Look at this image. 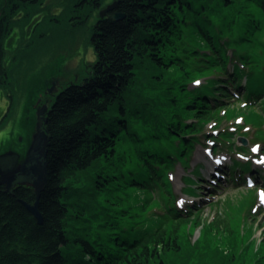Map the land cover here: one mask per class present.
Wrapping results in <instances>:
<instances>
[{
	"label": "trees",
	"instance_id": "16d2710c",
	"mask_svg": "<svg viewBox=\"0 0 264 264\" xmlns=\"http://www.w3.org/2000/svg\"><path fill=\"white\" fill-rule=\"evenodd\" d=\"M37 1L0 0V42L13 11ZM103 1L77 0L70 18ZM112 1L91 28L87 76L65 85L46 114L41 223L21 202H34L31 188L0 187V264H163L180 227L197 223L177 205L169 173L188 168L207 140L213 153L247 151L220 127L235 103L264 122V0ZM183 183L184 192L213 190L200 164Z\"/></svg>",
	"mask_w": 264,
	"mask_h": 264
},
{
	"label": "rangeland",
	"instance_id": "374dc122",
	"mask_svg": "<svg viewBox=\"0 0 264 264\" xmlns=\"http://www.w3.org/2000/svg\"><path fill=\"white\" fill-rule=\"evenodd\" d=\"M38 1L18 13L13 11L3 24L5 36L0 42V151L7 153L6 146L13 144L17 165L26 158L34 137L45 133L40 112L52 105L54 95L65 85L82 82L87 76L95 59L91 28L100 12L113 3L103 1L98 10L88 12L87 18L80 21V16L70 18L77 0ZM239 109L240 103H235L232 112L227 110L220 127L228 126L234 131L236 144L247 147L245 156L225 151L213 155L209 150L211 142L206 141L207 145L196 146L188 168L178 163L169 173L177 205L182 210L190 209L189 216L197 223L190 228L187 223L180 227L179 248L165 252L161 257L163 264H253V258L259 256V263L264 264V240L260 242L264 238V122L250 113L261 111ZM233 122L237 123V130ZM20 129L29 132L22 136ZM235 160H251L252 170H246L243 176L237 174L238 167H232ZM196 164H200L202 175L208 179L219 167L226 169V177L214 181L211 192L194 189L195 193L186 194L183 175ZM194 203L195 207L189 208ZM210 220L219 226L228 222L231 232L203 225ZM256 247L258 252L250 253ZM233 252L237 255L234 259Z\"/></svg>",
	"mask_w": 264,
	"mask_h": 264
},
{
	"label": "bare ground",
	"instance_id": "6f19581e",
	"mask_svg": "<svg viewBox=\"0 0 264 264\" xmlns=\"http://www.w3.org/2000/svg\"><path fill=\"white\" fill-rule=\"evenodd\" d=\"M95 60V59H94ZM57 94H58V92L54 95L55 97L57 96ZM48 109L49 108H47V110H42L41 112H40V114H41V116H40V118L43 120V121H45L46 119V114H47V112H48ZM42 129H43V127H42ZM44 130V129H43ZM26 132H29V130H26V129H20V131H19V133H20V135H22L23 136V134H25ZM212 132H216V130L215 129H212ZM43 133H44V131H43ZM45 134V133H44ZM25 136H26V134H25ZM34 141H33V143H30L29 144V147L27 148L28 150L26 151V158L24 159V160H22L20 163V166H19V163H18V165L17 166H19L18 168H14L13 170H12V172L11 173H9V174H7V175H5V176H2V177H5V179H6V182H7V184L9 185V189H5V191L6 192H9V193H11V192H13L17 187H23V186H28L29 188H31L32 189V191H33V193H34V195H35V200H34V202L33 203H30V202H27L28 204H30V205H33L35 202H38V207H39V198H40V194H41V192L43 191V189H44V187H43V189H41L40 191H39V193L37 194L36 193V189H35V187H34V185H33V177L32 176H34V175H37V172L36 173H34L33 175H32V173H31V171H30V167L31 166H39L38 168H40V169H42L43 167H42V161H43V156L41 155L42 153H43V149H44V147L46 146V143H47V141H46V139H45V136H37L36 138L34 137V139H33ZM207 142H209L208 140H207ZM13 143V142H12ZM15 144V143H14ZM39 145V148L38 149H36V147H35V145ZM18 146L19 145V143H17V144H15V146ZM12 147L14 148V145L12 144V145H10V142L8 143V145L6 146V149H7V153H2L1 151H0V161H2L1 163L3 164L4 162H6V161H9V160H11L12 158H10L11 157V154H8V153H15V151H13L12 150ZM9 149H11V150H9ZM18 149H19V147H18ZM21 149V148H20ZM34 151L33 153H31L30 154V159H31V161H29L28 163H26V159H27V156L29 155V153H30V151ZM209 150H212V147L210 146V148H209ZM219 153H222V152H219ZM219 153H216L215 155H218ZM42 157V158H41ZM40 161V163H38ZM215 166H217V164L215 165ZM44 167H46V166H44ZM37 168V169H38ZM36 169V170H37ZM226 169L224 168V171H225ZM8 171V170H7ZM6 170H5V168H2L1 170H0V173H5V172H7ZM40 172H42V171H40ZM47 172V171H46ZM225 172H227V171H225ZM229 172V171H228ZM223 173V172H222ZM39 174V173H38ZM47 174V173H46ZM0 176H1V174H0ZM210 177V176H209ZM5 180H3V181H1L0 182V184H2L3 182H4ZM36 182V181H35ZM46 183H47V175H46ZM211 186L214 188V184L212 183L211 184ZM21 202L23 203V202H25L23 199H21ZM24 204V203H23ZM190 205H192V204H190ZM25 206V205H24ZM41 215V214H40ZM42 217V216H41ZM37 219V218H36Z\"/></svg>",
	"mask_w": 264,
	"mask_h": 264
},
{
	"label": "water",
	"instance_id": "95a60500",
	"mask_svg": "<svg viewBox=\"0 0 264 264\" xmlns=\"http://www.w3.org/2000/svg\"><path fill=\"white\" fill-rule=\"evenodd\" d=\"M115 2H113L111 5H109V6H107L105 9H103L101 12H100V15L101 16H103L104 15V13L107 11H109V10H112L114 7H115ZM119 13H115V14H113V17L114 18H118L119 17ZM43 136H45V139H46V141H47V143H46V146L48 145V138H47V135L46 134H44L43 133ZM46 146L44 147V149H43V153L41 154L42 156H43V158H45V156H46ZM35 147H36V149H38L39 148V145L37 144V145H35ZM34 151H30V153H29V155L27 156V159H26V163H28L29 161H31V157H30V154L31 153H33ZM42 158V157H41ZM38 163H40V161L38 162ZM40 166V165H39ZM39 166H31L30 167V171H31V173H32V175L34 174V173H36L37 172V175H34V176H32L33 177V185H34V187H35V191H36V193L38 194L39 193V191L41 190V189H43V187L46 185V171H47V169H46V167H44V166H46V162H45V160L43 159V161H42V169H40V168H38ZM38 168V169H37ZM37 169V170H36ZM40 171H42V172H40ZM39 173V174H38ZM36 181V182H35ZM24 203V205H25V207L37 218V221L39 222V223H41V221H42V217H41V215H40V212H39V209H38V202H35L33 205H30V204H28L26 201L25 202H23Z\"/></svg>",
	"mask_w": 264,
	"mask_h": 264
},
{
	"label": "flooded vegetation",
	"instance_id": "af4514ba",
	"mask_svg": "<svg viewBox=\"0 0 264 264\" xmlns=\"http://www.w3.org/2000/svg\"><path fill=\"white\" fill-rule=\"evenodd\" d=\"M8 154H11V157H10V158H12L11 160L6 161V162H4L3 164L1 163L3 160L0 161V170H1L2 168H5L6 171L8 170V171L5 172V173H0V174H1V176H0V182L3 181V180H5L2 184H0V187L3 188V189H9V188H8L9 185H8L7 182H6L5 177H2V176H5V175L11 173L12 170H13L14 168H18V167L20 166V164H21V163L18 162V163H19V166H17V164H16L17 159H16V157L13 158V156H14L16 153L13 152V153H8Z\"/></svg>",
	"mask_w": 264,
	"mask_h": 264
}]
</instances>
